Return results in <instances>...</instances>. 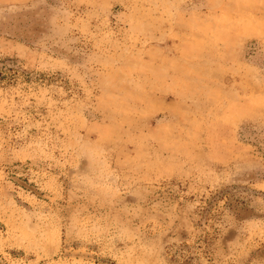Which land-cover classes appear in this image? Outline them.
<instances>
[{
	"label": "rangeland",
	"instance_id": "374dc122",
	"mask_svg": "<svg viewBox=\"0 0 264 264\" xmlns=\"http://www.w3.org/2000/svg\"><path fill=\"white\" fill-rule=\"evenodd\" d=\"M0 264H264V0H0Z\"/></svg>",
	"mask_w": 264,
	"mask_h": 264
}]
</instances>
